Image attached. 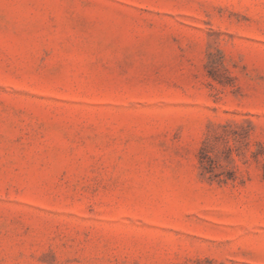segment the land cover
Instances as JSON below:
<instances>
[{"label":"rangeland","instance_id":"374dc122","mask_svg":"<svg viewBox=\"0 0 264 264\" xmlns=\"http://www.w3.org/2000/svg\"><path fill=\"white\" fill-rule=\"evenodd\" d=\"M0 264H264V0H0Z\"/></svg>","mask_w":264,"mask_h":264}]
</instances>
